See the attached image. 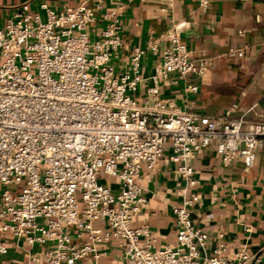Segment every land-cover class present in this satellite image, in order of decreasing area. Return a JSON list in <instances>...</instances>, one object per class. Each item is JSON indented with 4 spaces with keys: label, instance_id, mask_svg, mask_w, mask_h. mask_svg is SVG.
Here are the masks:
<instances>
[{
    "label": "built area",
    "instance_id": "2783aa9c",
    "mask_svg": "<svg viewBox=\"0 0 264 264\" xmlns=\"http://www.w3.org/2000/svg\"><path fill=\"white\" fill-rule=\"evenodd\" d=\"M40 6L44 19L25 3L0 27V252L7 250L3 237L11 235L45 245L42 257L31 253L26 264L97 258L99 245L112 240L127 264H264V247L242 245L228 255L222 235L213 241L191 217L198 201L191 190L197 153L211 148L226 166L250 167L264 152V121L245 127L231 109L202 115L162 96L161 83L204 77L213 57H191L177 22L166 30L149 77L142 73L139 47L117 70L111 58L122 43L121 1L104 11L106 24L96 38L88 30L93 7ZM209 6L210 0H198L201 13ZM157 43L150 35L148 47L157 51ZM246 52L231 48L227 55ZM143 84L140 104L135 93ZM185 88L197 90L191 83ZM164 159L185 185L171 213L175 246L153 248L148 226L133 224L147 202L138 177Z\"/></svg>",
    "mask_w": 264,
    "mask_h": 264
},
{
    "label": "crops",
    "instance_id": "0c3cea01",
    "mask_svg": "<svg viewBox=\"0 0 264 264\" xmlns=\"http://www.w3.org/2000/svg\"><path fill=\"white\" fill-rule=\"evenodd\" d=\"M120 1L122 43L111 58L117 70L127 65L132 50L139 47L144 50L141 70L149 77L157 54L166 45V30L173 23H183L181 37L191 57H213L212 68L204 77L191 74L178 84L161 83L162 96L171 99L180 110L202 115L220 116L231 109V117L244 119L245 127L264 121V0H210L205 13L199 11L198 0H0V27L9 14L25 3L42 19L43 2L54 9L86 4L96 12L95 21L88 26L91 37L96 38L106 24L104 11ZM150 35L158 39L157 51L148 47ZM231 48H244L247 52L242 57L228 56ZM188 83L195 84L197 90H186ZM135 97L144 103L146 84L140 86ZM191 164L196 181L191 190L198 195L191 214L193 222L213 241L221 234L228 244V255L242 245L250 250L264 247V152H258L250 167L240 162L231 167L224 165L213 149L206 148L191 159ZM175 169L172 162L164 159L158 169L142 170L138 177L147 202L133 224L148 226L153 248L176 244L171 213L181 200L185 181ZM101 180L117 186L112 177L102 176ZM95 226L103 224L96 222ZM2 242L7 250L0 252V264H26L31 253L41 258L45 248L15 241L11 235H5ZM98 251L97 258L86 256L74 264L128 263L117 241L100 244Z\"/></svg>",
    "mask_w": 264,
    "mask_h": 264
}]
</instances>
